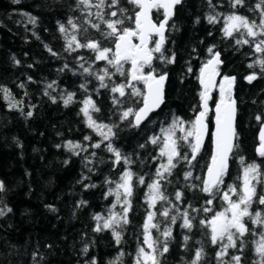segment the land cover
<instances>
[{"label": "trees", "instance_id": "trees-1", "mask_svg": "<svg viewBox=\"0 0 264 264\" xmlns=\"http://www.w3.org/2000/svg\"><path fill=\"white\" fill-rule=\"evenodd\" d=\"M212 3L216 6L215 12L221 14L220 22L216 24L207 22L206 15L213 11L207 0H183L176 8L169 21L164 45L165 56H174L175 61L163 63L157 59L153 62L157 73L167 74L164 104L136 128L129 126L128 120L121 121L119 112L128 107L138 108L140 105L136 101L139 98L125 97L123 108L112 102L110 87L113 82L124 83V77L113 75L111 80H106L109 88H101L99 81L83 74L79 65L91 63L96 72L106 67L105 63L94 61V54L88 49L65 50L67 42L59 25L64 24L71 32L67 23L71 17L82 28L88 27L77 8V0H0V89L8 88L12 97L22 102L16 109H10L0 91V182L5 185V191L0 192V208L11 209L0 217V264H91L92 260L96 264H110L121 251L125 253L122 264H134L148 211H157L156 219L161 228H173L174 239L170 241L169 252L162 258V264H186L201 244L206 253L204 264H217L215 252L218 247L211 245L203 235L207 229L199 224L201 219L211 218L226 207L220 194L209 197L201 191L211 157L210 137L191 167L187 162L179 161L173 174L163 182L162 190L171 203L158 202L155 209H149L146 203L147 184L155 179L159 164L166 162L159 158V147L149 142L150 137L161 136V129L169 127L174 119L183 120L185 126L190 127L201 111L199 74L210 58L209 47L221 54L220 76L236 79L237 138L221 192L229 185L238 188L241 185V158L245 165L255 163L264 172V157L255 154L258 130L264 125V72L258 65L248 67L262 57L253 51V46L236 45L222 33L223 17L233 11L258 21L259 12L249 10L258 0H246L245 7L238 9H232L228 0H212ZM125 6L132 7L126 2ZM153 15L162 19V16ZM29 17L35 18L34 24ZM84 35L81 32L78 38L83 41ZM88 35L102 39L91 28ZM103 43L108 44V41ZM49 48L57 55H52ZM81 56L84 61L79 59ZM129 67L125 65L126 69ZM253 73L257 79L249 83L246 77ZM48 84L52 87H47ZM82 84L86 85L87 91L80 87ZM137 86L143 88L142 84ZM68 93H75V96L73 102L65 106L63 99ZM89 96L100 108L99 112L92 113L93 118L98 123L115 125L111 143L130 158V165L114 164V155L107 151L109 141L101 142L102 137L87 127L80 109L82 101ZM219 99V91H215L209 106L213 108ZM29 111L31 117L26 115ZM257 115L262 117L261 122L255 119ZM212 119L213 115H208L210 130ZM86 136L91 139L86 140ZM68 142L81 145L74 149L79 155L69 150ZM95 143H100V148H94ZM180 151L190 157V150L182 142ZM88 160L92 162L87 163ZM125 170L135 174L134 192L129 224L122 229L121 244L116 245L110 231L93 230L97 223L94 216L106 217L113 210L111 205L115 203V197L107 196V192L115 188V182ZM188 171H192L193 177L185 180L184 174ZM85 176L88 179H83ZM140 177L144 178V185L138 183ZM106 180L113 183H106ZM256 188L258 199L264 195V183L257 184ZM178 190L183 193L179 202L175 201ZM208 199H213L211 205L206 204ZM81 201L86 203L80 204ZM165 207L171 209V215L179 216L177 208L180 212L188 211L195 218L193 230L182 229L179 218L176 225H170L159 215ZM205 207L211 211L205 213ZM251 210L264 214V205L256 202ZM114 211L120 212V206L117 205ZM248 223L250 228H255L250 221ZM185 234L191 237L187 249L183 244ZM153 235L159 233L153 230ZM245 239L248 244L243 253V264H253L256 259L253 242L258 236L249 234ZM85 245L88 246L87 253L83 251Z\"/></svg>", "mask_w": 264, "mask_h": 264}, {"label": "snow or ice", "instance_id": "snow-or-ice-1", "mask_svg": "<svg viewBox=\"0 0 264 264\" xmlns=\"http://www.w3.org/2000/svg\"><path fill=\"white\" fill-rule=\"evenodd\" d=\"M19 2V0H16ZM131 5V8L125 6ZM77 0V8L85 17L83 27L74 22L73 18H69L67 23L71 26V32L64 24L59 25V31L65 35L67 42L66 51L76 52L79 49H88L94 54V61H103L106 67L94 72L89 63L79 65L82 73L88 76H94L99 81L101 88H109L106 80H111L113 75L119 74L124 77V83L113 82L110 92L113 94L112 102L114 105L123 108L125 97H137L136 101L140 106L138 108L128 107L119 112L121 121L128 120L129 126L139 128L150 115L155 112L164 103V87L167 80L166 73H157L153 67V62L159 59L163 63H174L175 57L165 56L164 45L167 37L165 35L170 25L169 21L175 15L177 6L183 3V0ZM209 7L213 10L206 15L209 24L220 22L221 14L215 12V5L212 0H207ZM232 9L245 7L246 0H228ZM250 11L259 12V20L249 19V17L239 14L236 11L223 17L222 33L226 39H233L236 45L253 46V51L262 58L256 60L255 65L249 64V68L258 65L261 72H264V0H258ZM156 16H162V19H156ZM31 23H35L34 17H29ZM198 22V21H197ZM89 28L99 33L102 39H97L88 35ZM83 32L84 39L78 38V34ZM103 41H108L104 44ZM138 41V42H137ZM52 55H57L52 49H48ZM210 58L200 68L199 81L202 91L199 93L201 106L200 111L195 120L191 122L190 127L185 126V121L174 119L171 125L161 129V136L150 137V143L159 147V158L166 162H161L155 171V179L147 184L146 203L149 209H155L158 202H168V197L163 189V182L166 178L173 174L177 168L179 161H185L189 167L192 161H195L204 147L205 137L208 135V112L209 100L212 99V91L217 87L216 78L220 75V66L223 63L219 51H214V47L208 48ZM158 54V55H157ZM84 61V57H79ZM19 63V61H16ZM129 65V68H125ZM68 67L67 65L64 66ZM110 69H114L112 72ZM148 69V71H146ZM191 71V69H189ZM249 83L257 79L255 73L246 77ZM235 77L223 76L219 83V102L215 105V126L216 130L213 134L214 151L211 155V163L207 165V176L202 180L201 191L209 197H215L220 194L226 207L222 211H217L211 218L201 219L199 224L202 228L207 229L203 235L210 241L213 247H218L215 252L217 264H243V253L248 244L246 236H258L254 243V253L256 259L253 264H264V214L260 211L253 212L252 206L258 202L264 205V195H260L257 199L256 185L264 183V172L261 167L255 163L245 165L243 158L240 163L242 165L241 185L239 188L235 185L227 186L226 191L221 192V186L224 185V178L228 174L229 157L235 147L237 133L235 129L236 118V101L233 99V85ZM143 85L141 89L137 85ZM24 87L23 84L20 85ZM49 88L52 84H48ZM87 91L86 85L80 86ZM4 93V100L9 102L10 109H16L17 105L22 103L16 101L8 88L0 89ZM118 94V95H117ZM45 95H48L45 92ZM75 93H68L63 99L65 106L73 102ZM55 103V99L53 98ZM80 112L83 114L87 127L95 131L102 137V141H109L107 151L115 157L114 164L130 165L132 161L129 157L122 155L111 143V139L115 133L113 127L104 123H98L93 118L92 113L99 112L100 108L89 96L82 101ZM23 112V108L19 109ZM28 117L32 116V112L26 113ZM133 117L134 119H129ZM255 119L262 121V117L257 115ZM177 132L180 133L177 136ZM86 140L91 137L86 136ZM181 142L190 150V157L187 153H181ZM94 148H100V143L92 145ZM67 147L73 151L74 155H79L74 149L81 148L80 144L68 142ZM143 147V145H141ZM86 150V149H84ZM259 156L264 157V126L259 130V147L256 149ZM93 155H95L93 153ZM88 160L87 163H91ZM92 171V169H89ZM135 174L131 170L123 171L115 182V188L109 189L107 196H114L115 203L111 205L108 215H95L96 225L95 232L110 231L115 240L116 245H120L123 239L124 226L129 224L128 214L132 208L131 198L134 192ZM193 177L192 171L184 174V179L189 180ZM83 179H88L85 176ZM200 179V177H196ZM106 183H113L112 180H106ZM140 185L145 184L143 177L138 179ZM95 185H86V187H94ZM194 187V185H190ZM5 191V185L0 182V192ZM183 193L175 192V201L182 200ZM236 197V199H233ZM86 203L81 201L80 204ZM213 199H208L206 204L211 205ZM120 206L121 211L116 212L114 209ZM79 206V205H78ZM175 207V205H173ZM191 207V206H189ZM10 208H0V217L10 212ZM177 215H171V209L165 207L159 212L170 225H176L178 218L182 220L180 227L191 232L195 227L194 217H191L188 211L180 212L177 208ZM194 211H200L194 209ZM205 213L211 211L210 208L203 209ZM157 211H148L146 219L142 225V242L138 244L134 264H162V258L169 252L170 241L174 239L173 228L165 226L161 228V223L157 222ZM255 226L250 228L249 223ZM102 222V223H101ZM259 229V231H256ZM153 230L159 233L158 236L153 235ZM191 237L187 234L183 235V244L185 249L188 248V242ZM230 250H233L230 253ZM85 253L88 252V246L83 248ZM125 255L121 251L110 264H122V257ZM206 257L203 244L193 251V255L186 264H204ZM227 257V259H226ZM91 264H96L95 260Z\"/></svg>", "mask_w": 264, "mask_h": 264}, {"label": "water", "instance_id": "water-1", "mask_svg": "<svg viewBox=\"0 0 264 264\" xmlns=\"http://www.w3.org/2000/svg\"><path fill=\"white\" fill-rule=\"evenodd\" d=\"M178 7V6H177ZM166 34V33H165ZM138 42V41H137ZM223 66V63L221 64V66H220V68ZM199 76H200V74H199ZM231 77H233V76H231ZM222 79H223V77H221L220 75L216 78V80H217V87L212 91V93H211V95H213V93L215 92V91H217V90H219V83L222 81ZM166 83H167V80H166V82H165V87H164V100H165V88H166ZM235 86H236V79H235V83H234V85H233V90H232V94H233V99H235V97H234V94H235ZM199 87H200V89H201V91L203 90L202 89V87H201V85H200V81H199ZM210 101L211 100H209V103H210ZM236 101V100H235ZM219 102V100L216 102V103H218ZM216 103L214 104V106H213V108H211L210 106H209V112H208V115H210V114H212L213 115V119H212V129L210 130V129H208V135L205 137V140H204V146H205V144H206V142H207V140L209 139V137H210V141H211V155H212V153H213V151H214V142H213V134L215 133V130H216V126H215V105H216ZM164 104V103H163ZM163 104L160 106V108H158L155 112H153L152 114H154V113H157L160 109H161V107L163 106ZM201 111H203V108H202V106H201ZM151 114V115H152ZM150 115V116H151ZM198 115V114H197ZM196 118V117H195ZM134 119V118H133ZM147 121V120H146ZM145 121V122H146ZM236 121H237V103H236V118H235V129H236ZM262 126H264V125H262ZM262 126H260V128L262 127ZM260 128H259V130H260ZM259 130H258V134H257V141H258V143H259ZM259 147V145L255 148V154L257 155V156H259V154L257 153V151H256V149ZM204 148V147H203ZM233 152V151H232ZM231 155H232V153L230 154V157H229V161H228V164H230V159H231ZM260 157V156H259ZM211 163V157H210V160H209V164ZM229 169V168H228ZM206 176H207V169L205 170V173H204V178L203 179H205L206 178Z\"/></svg>", "mask_w": 264, "mask_h": 264}]
</instances>
